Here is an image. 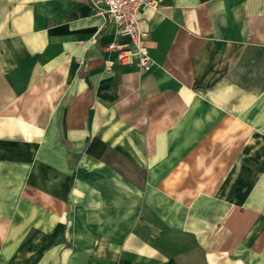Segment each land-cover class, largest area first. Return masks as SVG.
Masks as SVG:
<instances>
[{"label": "crops", "instance_id": "crops-1", "mask_svg": "<svg viewBox=\"0 0 264 264\" xmlns=\"http://www.w3.org/2000/svg\"><path fill=\"white\" fill-rule=\"evenodd\" d=\"M92 2L0 0V264H264V0H160L147 71Z\"/></svg>", "mask_w": 264, "mask_h": 264}, {"label": "built area", "instance_id": "built-area-1", "mask_svg": "<svg viewBox=\"0 0 264 264\" xmlns=\"http://www.w3.org/2000/svg\"><path fill=\"white\" fill-rule=\"evenodd\" d=\"M103 7L92 2L95 12L102 15L104 24L91 43H100L102 52L113 53L116 60L123 65L136 66L141 71H147L152 63L148 52L149 34L144 30L146 10H157L160 0H100ZM113 24V38L101 36V30Z\"/></svg>", "mask_w": 264, "mask_h": 264}, {"label": "trees", "instance_id": "trees-1", "mask_svg": "<svg viewBox=\"0 0 264 264\" xmlns=\"http://www.w3.org/2000/svg\"><path fill=\"white\" fill-rule=\"evenodd\" d=\"M95 144V147L97 145L101 146L100 152L94 150L93 145ZM105 145L99 141L93 140V142L88 146L87 153L100 156L102 151H104Z\"/></svg>", "mask_w": 264, "mask_h": 264}]
</instances>
